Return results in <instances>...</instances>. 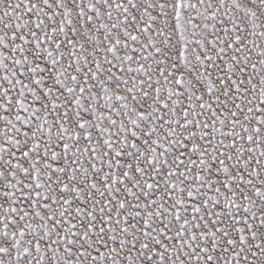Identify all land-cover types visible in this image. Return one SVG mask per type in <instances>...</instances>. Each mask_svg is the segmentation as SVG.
<instances>
[{
    "label": "snow or ice",
    "instance_id": "1",
    "mask_svg": "<svg viewBox=\"0 0 264 264\" xmlns=\"http://www.w3.org/2000/svg\"><path fill=\"white\" fill-rule=\"evenodd\" d=\"M0 264H264V0H0Z\"/></svg>",
    "mask_w": 264,
    "mask_h": 264
}]
</instances>
